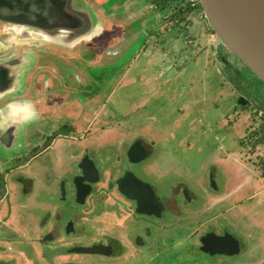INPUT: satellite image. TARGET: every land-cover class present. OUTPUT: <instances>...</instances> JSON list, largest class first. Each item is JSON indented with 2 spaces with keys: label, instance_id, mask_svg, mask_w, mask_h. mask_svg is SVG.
<instances>
[{
  "label": "rangeland",
  "instance_id": "obj_1",
  "mask_svg": "<svg viewBox=\"0 0 264 264\" xmlns=\"http://www.w3.org/2000/svg\"><path fill=\"white\" fill-rule=\"evenodd\" d=\"M161 2L70 0L69 9L77 12L76 7L85 6L91 19H98L85 30L89 34L78 36L75 43L50 40L32 27L25 38L17 37L6 27L8 47L14 41L20 47L8 53L21 51L22 96L31 97L34 83L39 102L7 116L18 139L13 146L0 145V157L28 155L25 140L36 142L38 127L49 132L70 124L65 139L54 132L55 143L67 141L53 150L54 160H61L54 162V170L60 172L63 163L71 161L74 168L73 145L89 144L97 135L102 147L96 150L101 152L100 160H95L104 180L122 169L114 159L119 154L117 146L111 142L127 144L134 136H142L149 152L142 162L133 160L138 163L126 166L162 197L174 199L171 189L179 187L176 200L186 218L173 238L180 244L162 255L160 263H170L176 256L177 264H264V121L257 114L258 108L264 109V82L220 41L214 45L203 35L196 37L200 22L206 24L198 15L180 24L174 15L180 3L164 10ZM154 14L156 22H148ZM3 61L0 69L6 65ZM241 95L246 104L239 103ZM9 104L5 102L4 111H11ZM123 157L125 161V151ZM38 167L37 161L27 167L36 180L35 195L41 194L43 182L34 172L45 166ZM8 175L17 176L13 170ZM32 195H28L29 204L35 202ZM110 198L102 205L112 210L115 197ZM213 223L216 231L229 230L240 241L236 253L212 257L198 249V233ZM153 227L151 246L159 245L165 235Z\"/></svg>",
  "mask_w": 264,
  "mask_h": 264
},
{
  "label": "flooded vegetation",
  "instance_id": "obj_2",
  "mask_svg": "<svg viewBox=\"0 0 264 264\" xmlns=\"http://www.w3.org/2000/svg\"><path fill=\"white\" fill-rule=\"evenodd\" d=\"M6 27L10 28V32L16 34L15 36L21 35L24 38V34H30L28 32L30 30L24 32L21 25L0 19V34H2V44L5 48L0 51V63L4 60L3 63L6 64L4 69H0V145L13 146L18 139L17 130L7 120V116H12V113L18 114L22 106L30 101L39 102V94L36 84L34 86V83H31L30 88L34 93L30 98H27L28 92L26 96H22L25 86L22 84L23 77L21 78V67L23 66L21 51L14 55L8 53L20 47L15 43L16 41L8 47L11 40L6 37ZM7 58L10 59L6 60ZM35 58L38 59L37 55ZM36 83L39 84L38 81ZM45 86L47 87V82ZM30 88L26 87L27 91ZM5 102L10 103L11 111H4ZM39 112L46 114L48 110ZM2 121L5 126L1 129ZM64 127L65 124L62 129L57 126L56 131L49 132L38 127V140L34 143L30 139L25 140V145L29 148L28 155L18 153L7 158L0 157V264H148L151 261L161 264L159 261L161 256L165 255L168 250L172 253V246L175 248L177 244H180L181 241L178 238V241L173 238L182 231L181 227L186 221L176 200V197L180 195L179 187L171 189L174 193L173 199L160 196L152 186L156 198L152 197L151 202L156 209L151 207L152 213L138 210L137 195L140 192L144 194L140 189V183L148 181L139 177L138 173L126 164L138 163L134 161L142 162L137 159V146L140 144L144 146L146 153L148 151L142 136H134L135 138L127 144L120 141L111 142L117 146L116 150L119 153L114 159L122 164L121 172L113 177L108 175L109 177L103 180L101 170L95 160L101 154L96 150L102 147V142L97 139V135L95 141L91 142L92 144L83 142L81 146L73 145L75 151L73 159L76 160L74 168L71 169V161L70 165L63 163V169L57 172L58 170H54L53 165L56 160H61L60 158L54 160L53 150L63 148L67 141L55 143L54 132L58 134L56 135L58 138L65 139L71 126L68 124V128ZM96 133L99 132L96 131ZM93 144L100 146L95 147ZM123 145H125L124 149ZM17 147L22 146L18 143ZM84 159L89 166L93 162L94 171H98L96 175L98 179L95 181H91L89 177L84 179L81 167ZM34 161H37L39 167L40 165L45 166V168H40L41 172H34V174H40L37 177L43 182L40 195L34 194L36 180L27 168L32 166ZM67 162L70 160L68 159ZM12 170L17 176L8 175ZM138 178L140 181L136 180ZM10 183L12 186L9 187ZM78 185L80 187L79 197L77 195ZM128 192L131 195H128ZM184 192H186L185 196L190 199L189 192L187 190ZM145 193L149 194L147 190ZM29 194H33L31 197L34 196L35 202L32 204L28 203ZM111 196L115 197L113 204L116 205L112 210L102 205L111 201ZM188 211L191 214V211ZM172 216H175L174 220L169 219ZM173 221L176 222L175 225H172ZM153 226H156L158 230L160 228L161 233H165L162 235L163 241L155 246L148 244V239H151L154 234ZM210 226L204 232L198 233L197 237L200 242L198 249L212 257L230 255L229 253H210L204 250L202 238L206 234L215 232L219 236L232 235L228 232L229 230L220 232L221 228H219L217 230L220 231H216L218 227L214 223ZM193 233L194 231H191L189 236L192 237ZM184 237L188 238L186 235ZM167 264H177L176 256Z\"/></svg>",
  "mask_w": 264,
  "mask_h": 264
},
{
  "label": "water",
  "instance_id": "obj_3",
  "mask_svg": "<svg viewBox=\"0 0 264 264\" xmlns=\"http://www.w3.org/2000/svg\"><path fill=\"white\" fill-rule=\"evenodd\" d=\"M69 1L0 0V19L19 24L23 29L30 30L31 27L37 29L39 35L48 36L50 40L72 39L75 43L78 36L89 34H84L85 30L89 31L98 19L92 20L85 6L76 7L77 12L69 9ZM200 2L211 30L226 47L228 53L240 60L264 82V0H200ZM222 59L227 61L225 57ZM247 101L244 96L239 97L240 104H246ZM137 149V159L145 158L147 154L144 146L139 144ZM88 164L86 159L81 163L83 177L95 181L98 179L96 176L98 171H94V166ZM136 180L140 181L139 178ZM140 189L144 194L140 192L137 195L138 210L152 213L151 207L154 208V204L151 198H156L152 185L142 182ZM144 189L149 192L148 195ZM77 195L80 196L79 185ZM128 195L131 194L128 192ZM202 242L204 250L210 253L232 254L239 248L238 239L230 234L219 236L215 232H210L203 236Z\"/></svg>",
  "mask_w": 264,
  "mask_h": 264
},
{
  "label": "crops",
  "instance_id": "obj_4",
  "mask_svg": "<svg viewBox=\"0 0 264 264\" xmlns=\"http://www.w3.org/2000/svg\"><path fill=\"white\" fill-rule=\"evenodd\" d=\"M151 1H155V0H151ZM173 4H174V3H173ZM173 4H172V5H173ZM166 9H168V8H166ZM166 9H164V10H166ZM196 12H197V11L192 10L189 14L186 15L185 19H183V21H181V23H185L186 21H188V20H190V19H193L196 15H198L199 18H200L202 21H204L206 24H203V23L200 22L199 26L197 27V29H199V31H197L198 34H196V37H199V38H200L201 35H203L204 37L207 38V41H208V42L211 41L214 45H215V43L218 44L219 42H217V41H219V40H217V39L212 35L213 32L210 30V28H209L210 26H209V24H208V22H207L205 16H201L200 12H198V14H196ZM160 17H161V16H160ZM163 19H164V17H163L161 20H163ZM156 20H157V17L155 16V14L152 15V16H150V17L148 18V22H150V23L156 22ZM164 20H165V19H164ZM190 21H191V20H190ZM188 22H189V21H188ZM181 23H180V24H181ZM108 24H110V23H108ZM111 25L115 26V25L113 24V22H111ZM115 27H116V26H115ZM31 104H33V101H30V103H28L27 105H25V107H27V106H29V105H31Z\"/></svg>",
  "mask_w": 264,
  "mask_h": 264
},
{
  "label": "trees",
  "instance_id": "obj_5",
  "mask_svg": "<svg viewBox=\"0 0 264 264\" xmlns=\"http://www.w3.org/2000/svg\"><path fill=\"white\" fill-rule=\"evenodd\" d=\"M176 3H180V6L178 4V7L174 8V11L176 12L174 15L175 17H177V21L178 23H181V21H183V19H185L186 15L189 14L192 11V8L190 6H187L184 4L183 0H162L161 2V8L165 9V8H169L170 6H172V4ZM174 6V5H173ZM200 7L202 8L201 4ZM173 15V16H174ZM210 28V27H209ZM211 30V28H210ZM212 32H214L213 30H211ZM240 61V60H239ZM241 62V61H240ZM242 63V62H241ZM229 66V65H228ZM244 67L248 68L247 66H245L243 64ZM249 69V68H248ZM250 70V69H249ZM251 71V70H250ZM264 126V125H263Z\"/></svg>",
  "mask_w": 264,
  "mask_h": 264
},
{
  "label": "built area",
  "instance_id": "obj_6",
  "mask_svg": "<svg viewBox=\"0 0 264 264\" xmlns=\"http://www.w3.org/2000/svg\"><path fill=\"white\" fill-rule=\"evenodd\" d=\"M183 2L185 5L190 6L192 10L200 12L201 16H204L203 9L200 7V0H183ZM212 35L216 38L215 33H213ZM257 114L264 121V109L258 108Z\"/></svg>",
  "mask_w": 264,
  "mask_h": 264
},
{
  "label": "clouds",
  "instance_id": "obj_7",
  "mask_svg": "<svg viewBox=\"0 0 264 264\" xmlns=\"http://www.w3.org/2000/svg\"><path fill=\"white\" fill-rule=\"evenodd\" d=\"M205 16V15H204ZM214 33V32H213Z\"/></svg>",
  "mask_w": 264,
  "mask_h": 264
}]
</instances>
